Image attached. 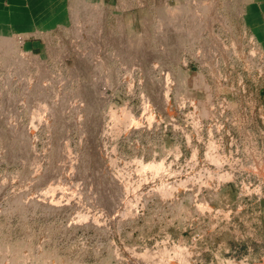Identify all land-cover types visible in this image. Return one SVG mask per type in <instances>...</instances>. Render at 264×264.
<instances>
[{
    "label": "rangeland",
    "instance_id": "obj_1",
    "mask_svg": "<svg viewBox=\"0 0 264 264\" xmlns=\"http://www.w3.org/2000/svg\"><path fill=\"white\" fill-rule=\"evenodd\" d=\"M48 1L0 6V264H264V0Z\"/></svg>",
    "mask_w": 264,
    "mask_h": 264
},
{
    "label": "crops",
    "instance_id": "obj_2",
    "mask_svg": "<svg viewBox=\"0 0 264 264\" xmlns=\"http://www.w3.org/2000/svg\"><path fill=\"white\" fill-rule=\"evenodd\" d=\"M46 0H0V6H47ZM260 101L264 104V89L260 92Z\"/></svg>",
    "mask_w": 264,
    "mask_h": 264
},
{
    "label": "bare ground",
    "instance_id": "obj_3",
    "mask_svg": "<svg viewBox=\"0 0 264 264\" xmlns=\"http://www.w3.org/2000/svg\"><path fill=\"white\" fill-rule=\"evenodd\" d=\"M8 42H9V39L7 40ZM29 139V138H28ZM31 142V141H30ZM31 146V145H30ZM25 151V150H24ZM155 164H156V162H155ZM160 165V164H159ZM154 167V166H153ZM84 174V173H83ZM83 176V175H82ZM101 186H102V184H100ZM100 191H102V193H103V191H104V189H101ZM105 199V198H104Z\"/></svg>",
    "mask_w": 264,
    "mask_h": 264
}]
</instances>
